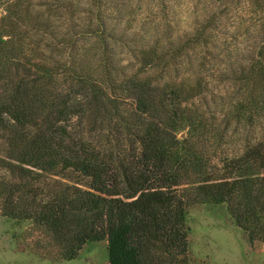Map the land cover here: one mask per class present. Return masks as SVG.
<instances>
[{
	"label": "trees",
	"instance_id": "1",
	"mask_svg": "<svg viewBox=\"0 0 264 264\" xmlns=\"http://www.w3.org/2000/svg\"><path fill=\"white\" fill-rule=\"evenodd\" d=\"M128 1L46 0L31 14L0 0V215L30 222L65 261L105 240L107 264H188L197 203L225 204L260 239L264 0H138L156 21L125 9L139 28L124 30L107 10ZM234 12L248 15L244 47L216 37ZM240 126L242 148L221 147Z\"/></svg>",
	"mask_w": 264,
	"mask_h": 264
},
{
	"label": "rangeland",
	"instance_id": "2",
	"mask_svg": "<svg viewBox=\"0 0 264 264\" xmlns=\"http://www.w3.org/2000/svg\"><path fill=\"white\" fill-rule=\"evenodd\" d=\"M75 1L78 2L81 10L87 11L93 8L90 0ZM130 1L131 3L128 1L126 7L121 10L120 8L107 10L110 16L124 18L119 22V28L123 27L124 30L139 28L137 21H133L132 24L125 21V18H131L128 13H125V9L130 11L133 18H143L147 22L146 28L156 21V18L147 15L149 12L144 3L138 0ZM45 2L46 0H22L21 4L31 3L33 9L31 14H36V10L38 13L45 12ZM239 5H241L240 1L235 6ZM178 11L179 22L174 23V26L185 30L191 15L185 7ZM81 15L83 16V13ZM32 17L33 15L26 19L29 20V24H35ZM247 17L248 15L234 12L230 15L227 27L223 29L226 35L218 32L216 37L222 38L230 47H244L251 43V40L243 38L242 31H239L245 28L242 23H247L245 22ZM220 44H223V41L219 43L216 38V47ZM215 48L213 51L217 52L218 49ZM218 63L220 64L219 61ZM210 67H212V54ZM224 92L223 84H219L215 91L216 98L220 99ZM248 134L246 127H235L226 144L221 147L228 151L234 147L242 148ZM5 148L6 144L0 132V154H4ZM42 179L47 184H53L55 180L61 181L58 176H45ZM186 226L189 229L188 264H264V234L260 236V239L249 241L246 233L231 219L225 204L190 205L187 208ZM0 264H107L106 241L88 243L80 250L78 256L65 261L58 257L56 248L50 246L42 233L30 222H17L0 215Z\"/></svg>",
	"mask_w": 264,
	"mask_h": 264
},
{
	"label": "water",
	"instance_id": "3",
	"mask_svg": "<svg viewBox=\"0 0 264 264\" xmlns=\"http://www.w3.org/2000/svg\"><path fill=\"white\" fill-rule=\"evenodd\" d=\"M183 135H184V134H183V133H181V134H180V137H183Z\"/></svg>",
	"mask_w": 264,
	"mask_h": 264
}]
</instances>
